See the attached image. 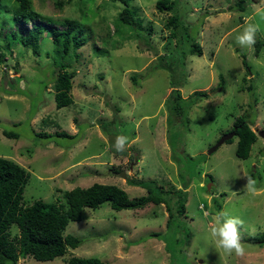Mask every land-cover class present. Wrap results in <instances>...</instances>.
Returning a JSON list of instances; mask_svg holds the SVG:
<instances>
[{
  "label": "rangeland",
  "instance_id": "374dc122",
  "mask_svg": "<svg viewBox=\"0 0 264 264\" xmlns=\"http://www.w3.org/2000/svg\"><path fill=\"white\" fill-rule=\"evenodd\" d=\"M56 1L30 0L37 19L25 27L42 23L65 31V21H76L87 43L69 55L61 49L56 54L47 34L37 55L13 41L11 33H22L12 16L14 0H0V158L30 174L22 206L65 205L66 192L93 184L117 186L136 199L146 196L145 189L127 182L153 181L166 190L186 187L185 213L167 229L164 205L120 212L108 203L85 208L82 221L70 222L64 232L82 240L78 248L50 262L27 257L17 264H67L71 258L103 264H264V247L246 242L264 236V191L253 194L246 187L251 177L264 190V140L255 134L246 160L235 156L237 136L207 154L237 119L264 132V46L256 57L253 46L236 40L251 22L264 42V0H170L180 21L176 30L168 26L172 15L156 9L160 0L131 2L134 28L117 21L122 6L110 0H71L61 9ZM192 42L201 56L189 53ZM63 56L68 57L61 62ZM57 61L75 72L73 103L59 110L52 84ZM177 91L178 103L172 100ZM194 92L208 97L189 106ZM176 105L180 111H170ZM118 136L127 137L121 151L115 147ZM220 211L243 221V255L225 254L210 235ZM9 233L15 242L17 227Z\"/></svg>",
  "mask_w": 264,
  "mask_h": 264
},
{
  "label": "trees",
  "instance_id": "16d2710c",
  "mask_svg": "<svg viewBox=\"0 0 264 264\" xmlns=\"http://www.w3.org/2000/svg\"><path fill=\"white\" fill-rule=\"evenodd\" d=\"M113 3L120 4L122 10L117 15V21L124 26L134 28L137 25L135 12L130 8L133 0H110ZM71 0H58L55 6L61 9ZM243 1L236 3L237 8L243 11ZM159 12L168 11L172 16L168 20V26L173 30L178 28L179 17L174 13L175 3L170 0L157 1L155 5ZM12 16L15 22L21 25L22 33H11V38L20 46L29 49L32 54L37 55L41 39L44 34L49 35L53 51L57 54L59 49L63 54L79 50L86 43L83 35V29L76 21H65V31H57L48 25L42 23L32 25L28 30L25 25L37 19V16L30 10V0H14ZM230 10L231 7H230ZM172 31L171 36L176 35ZM42 36V37H41ZM264 46L263 41L256 38L253 46L254 55L260 54ZM189 53L191 55L201 56L202 51L198 44H191ZM68 56L60 57L61 62ZM77 59L76 55L74 56ZM3 55L0 54V64H2ZM64 63L56 62L57 74L54 76L53 89L55 108L57 110L72 105L70 91L72 88L71 79L75 76L74 71H67ZM135 81L134 78H132ZM17 81V80H16ZM18 82V81H17ZM220 88L222 83L219 84ZM252 90V87H248ZM208 95L203 92H194L189 106L196 101L207 98ZM170 98V99H169ZM172 100L178 103L181 100L180 93L177 91ZM168 97L166 104L172 101ZM176 109L180 111V105L170 108V111ZM235 136L238 142L235 150L236 158L240 160L248 159L252 146L257 137L251 130V126L242 119H237L233 124ZM6 138L17 139L15 135L3 132ZM39 137L51 138L52 135L38 134ZM56 137L72 138L66 133H56ZM232 140L226 144H231ZM30 174L17 165L15 162L0 158V264H17L19 260L31 257L37 262H50L57 258L63 257L68 249H76L82 244V240L73 236H64V232L70 222H81L83 209H98L102 204L108 203L110 208L116 212L123 210H140L145 206L164 205L168 213L167 229L175 218H180L185 213V191L186 187L181 190H166L158 186L153 181H128L130 186L145 189L146 196L129 199L127 194L117 186L93 184L89 188H74L64 194L65 205L47 204L42 201H36L31 206L24 208L22 206L23 192L28 183ZM16 226L19 233L15 242L9 240V230ZM157 236V235H156ZM251 245L264 247V236L259 238H249L246 241ZM67 264H103L96 258H71Z\"/></svg>",
  "mask_w": 264,
  "mask_h": 264
},
{
  "label": "clouds",
  "instance_id": "9594fccd",
  "mask_svg": "<svg viewBox=\"0 0 264 264\" xmlns=\"http://www.w3.org/2000/svg\"><path fill=\"white\" fill-rule=\"evenodd\" d=\"M259 31V26L249 22L243 28V33L236 37L237 43L242 47H252L256 43V35ZM127 143V137L118 136L116 138L115 147L117 151L124 149ZM257 181L251 177L247 178L246 187L255 194ZM243 225V221L239 217L231 216L227 211H220L216 214L213 220V226L210 229V235L214 238L215 244L222 248L225 254L243 255L245 248L241 243L239 227Z\"/></svg>",
  "mask_w": 264,
  "mask_h": 264
},
{
  "label": "water",
  "instance_id": "95a60500",
  "mask_svg": "<svg viewBox=\"0 0 264 264\" xmlns=\"http://www.w3.org/2000/svg\"><path fill=\"white\" fill-rule=\"evenodd\" d=\"M259 138L264 140V132H254ZM235 137V130L224 134L215 145H213L207 152L208 155L214 153L219 147H221L223 144H225L227 141L232 140ZM121 178H125L124 174L122 173L119 175Z\"/></svg>",
  "mask_w": 264,
  "mask_h": 264
},
{
  "label": "crops",
  "instance_id": "0c3cea01",
  "mask_svg": "<svg viewBox=\"0 0 264 264\" xmlns=\"http://www.w3.org/2000/svg\"><path fill=\"white\" fill-rule=\"evenodd\" d=\"M187 190V189H186Z\"/></svg>",
  "mask_w": 264,
  "mask_h": 264
}]
</instances>
